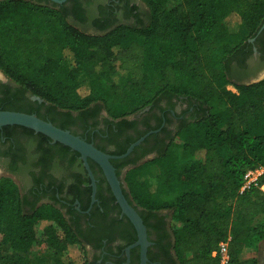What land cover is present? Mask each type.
I'll use <instances>...</instances> for the list:
<instances>
[{
	"label": "trees",
	"instance_id": "trees-1",
	"mask_svg": "<svg viewBox=\"0 0 264 264\" xmlns=\"http://www.w3.org/2000/svg\"><path fill=\"white\" fill-rule=\"evenodd\" d=\"M69 1L0 0V68L19 84L18 95L7 99L29 113L47 104L53 119L64 111L68 127L71 112L95 102L119 118L184 96L195 115L155 158L127 172L124 192L136 208L173 209L181 264H217L212 252L229 237L233 264H262L264 174L259 185H243L248 169L264 165V78L249 83L232 76L246 66L249 38L264 23V0H177L170 8L167 0H144L147 22L98 24L96 31L79 26L88 25L81 0L74 7ZM236 14L247 36L229 30ZM27 92L44 103L25 99ZM216 99L224 105L217 111ZM126 150L118 144L114 154ZM182 151L194 159L190 164H183ZM156 164L163 177L150 183L144 174ZM42 242L53 254H84L56 264H94L85 235L60 208L27 210L17 184L2 179L0 264H32Z\"/></svg>",
	"mask_w": 264,
	"mask_h": 264
},
{
	"label": "flooded vegetation",
	"instance_id": "flooded-vegetation-1",
	"mask_svg": "<svg viewBox=\"0 0 264 264\" xmlns=\"http://www.w3.org/2000/svg\"><path fill=\"white\" fill-rule=\"evenodd\" d=\"M81 2L86 7V24L96 30L100 29L98 24H137L149 19L150 12L144 15L135 0ZM74 5L75 0H70L69 6ZM134 7L136 9L133 10ZM249 41L246 66L240 67L239 73L232 76V80L236 82H246L264 70V23ZM237 65V61L232 62V66ZM2 73L0 109L29 112L17 107L18 104L12 105L7 99L13 94L18 95L19 84L3 70ZM34 96L37 95L25 93V99L44 103L43 98ZM35 108L33 113L71 130L112 154L118 144L125 143L128 150L133 143L145 136L128 156L112 159L117 173L118 169L122 172L121 176L118 175L123 189L127 172L155 158L176 136L179 125L191 120L196 113L194 106L184 96L164 99L159 104L119 118H115L100 101L86 110L71 112V124L65 127L62 125L64 111L57 112V119H53L46 114L49 110L47 104L40 108L35 104ZM20 126L0 127V182L4 178H10L17 184L27 210L45 204L60 208L85 235L88 255L94 264H142L141 245L132 247L130 255L128 254V247L139 239L138 230L130 217L123 213L101 165L94 159H89L97 183L94 200L93 179L82 154L78 155L75 149L68 148V145L60 141L43 137L40 132ZM141 131L147 132L138 138ZM131 139L135 141L129 142ZM136 209L147 226L151 242L148 264H181L175 249L178 226L173 217V209ZM263 256L261 253L262 264Z\"/></svg>",
	"mask_w": 264,
	"mask_h": 264
},
{
	"label": "water",
	"instance_id": "water-1",
	"mask_svg": "<svg viewBox=\"0 0 264 264\" xmlns=\"http://www.w3.org/2000/svg\"><path fill=\"white\" fill-rule=\"evenodd\" d=\"M52 1H55L57 3H64L67 0H52ZM263 78H264V70L261 71L257 76L252 77V79L247 82L249 83L256 82ZM34 97L41 99L39 96H34ZM10 124L12 125L17 124L32 128L37 132H41L48 135L54 141H60L70 146L71 148L79 151L82 154V157L85 160V165L87 166L91 174V177L93 179L94 200L96 199L95 196L97 190V183L89 159L92 158L101 165L107 176V179L111 184L112 190L119 204L122 207L123 213L127 214L130 217V219L133 221V223L135 224L138 230L139 239L128 247V254L130 255L132 247L141 245L142 264H148V260H149L148 249L151 242L148 239L147 226L142 216L137 211L136 207L127 198L123 189L122 181L117 173V169L114 163L112 162V159L124 158L128 156L135 148V146L141 143L143 139H145V136H143L141 139L133 143L125 153L112 154L99 148L94 142H91L85 139L84 137L75 134L69 129H65L56 125L54 122L44 119L39 115H37L36 113H29L26 111H19L12 109H0V127Z\"/></svg>",
	"mask_w": 264,
	"mask_h": 264
},
{
	"label": "rangeland",
	"instance_id": "rangeland-1",
	"mask_svg": "<svg viewBox=\"0 0 264 264\" xmlns=\"http://www.w3.org/2000/svg\"><path fill=\"white\" fill-rule=\"evenodd\" d=\"M141 7V10L145 13L144 15H148V13L150 12V8L148 6V4L144 1V0H135ZM178 3L177 0H167L165 2V6L167 8H170L174 5H176ZM74 20V19H73ZM148 21V18L146 20V22ZM75 22V20H74ZM79 26L85 30L88 31H96V29L92 28L89 25H83V24H79ZM229 30L230 31H234V32H240L243 36H247L249 34V31L247 29V27L245 26V24H243L240 21V17L239 15H232L230 17V22H229ZM0 75L4 76L2 74V70L0 69ZM252 79V77L246 81H250ZM115 80L119 83H121V78L119 76L115 77ZM121 98H118V101H120ZM223 103L219 100L216 99L214 101V110H220L223 108ZM183 154V158H182V162L184 165L186 164H190L194 159L189 156V154L185 151H182ZM145 177L148 179V181L150 183H154V182H158L162 179V168L159 164L153 165L152 167H150L146 173L144 174ZM177 226H180V223L177 222ZM6 249L10 252L13 253V250L11 249L10 246H7ZM73 251L68 250L67 252H63V253H59V254H53L49 251L48 246L46 243L42 242V243H38L37 246L35 247L34 251L31 253V262L32 264H56L57 262L61 261H68L69 259H73L76 258L72 255ZM261 253L262 256L264 255V240L261 243ZM77 258L76 260H80L84 258V254L83 252H77L76 253ZM264 257V256H263ZM81 261V260H80Z\"/></svg>",
	"mask_w": 264,
	"mask_h": 264
},
{
	"label": "built area",
	"instance_id": "built-area-1",
	"mask_svg": "<svg viewBox=\"0 0 264 264\" xmlns=\"http://www.w3.org/2000/svg\"><path fill=\"white\" fill-rule=\"evenodd\" d=\"M264 174V165L257 166L255 168H250L246 171L244 176L243 190L252 184L259 185L260 177ZM264 189V184H262ZM229 237L226 240L221 241L218 246L213 250L212 256L216 259L217 264H233L232 253Z\"/></svg>",
	"mask_w": 264,
	"mask_h": 264
}]
</instances>
